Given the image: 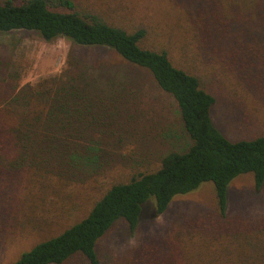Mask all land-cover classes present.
<instances>
[{"label": "rangeland", "instance_id": "1", "mask_svg": "<svg viewBox=\"0 0 264 264\" xmlns=\"http://www.w3.org/2000/svg\"><path fill=\"white\" fill-rule=\"evenodd\" d=\"M72 1L76 8L98 12L127 31L144 27L143 46L167 50L173 65L196 76L214 96L210 116L226 138L264 135V61L247 59L245 63L242 51L247 53L252 41L227 39L232 36V24L214 18L213 24L196 33L189 20L195 16L193 7L181 0ZM74 62L102 82L98 95L125 87L116 104L118 124L113 126L115 121L111 124L107 118L105 124L111 125L105 127V134L88 131L93 139L100 138L101 145L93 147L94 159L83 171L52 165L8 170L19 187L11 209L7 205L0 211V264L11 263L37 241L82 218L113 183L155 170L167 151L182 149L187 143L184 136L172 135L180 129L174 99L156 85L147 70L130 65L107 47H84L62 37L45 42L28 30L0 32V101H8L19 87L63 75ZM112 78L111 85L107 81ZM25 188L31 195L19 200L27 194ZM5 196L0 200L5 202ZM146 200L133 230L119 219L97 240L100 264H162V256L177 247L175 232L182 231L180 239L186 237V229L209 230L213 236L214 226L219 223L217 229L223 222L208 181L173 195L160 214L154 212L153 197ZM225 210L227 219H239L248 226L263 221L264 182L255 189L249 173L236 176L227 184ZM62 264H81V260L72 257Z\"/></svg>", "mask_w": 264, "mask_h": 264}, {"label": "trees", "instance_id": "2", "mask_svg": "<svg viewBox=\"0 0 264 264\" xmlns=\"http://www.w3.org/2000/svg\"><path fill=\"white\" fill-rule=\"evenodd\" d=\"M181 1L193 7L195 16L189 20L196 33L213 24L214 18L224 19L232 24V36L227 39L252 41L247 53L241 49L245 63L247 59L264 61V0ZM13 30L34 31L45 42L62 37L84 47H107L130 65L147 70L174 99L180 129L172 135L184 136L187 143L182 149L167 151L155 170L110 185L82 218L37 241L9 264H62L72 257L81 264H100L96 242L116 220L131 231L147 198L153 197L154 212L160 214L173 195L192 191L206 181L213 185L223 222L217 229L219 223L214 226L213 236L209 230L186 229V237L180 239L182 231L175 232L177 247L162 256V264H264V219L248 226L239 219H227L225 210L227 184L236 176L249 173L255 189L263 184L264 135L226 138L210 116L214 96L196 76L173 65L167 50L143 46L144 27L127 31L98 12L76 8L72 0H0V32ZM113 80L107 82L112 85ZM101 85L99 78L90 77L74 62L63 75L19 87L8 101H0V199L6 195L5 202L0 200V211L7 205L10 210L17 199L19 182L12 180L8 170L52 165L83 171L91 163L95 154L90 153L101 140L90 137L88 131L105 134L107 125L118 124L116 104L125 89L109 88L103 96L96 94ZM107 118L111 124H105ZM25 191L19 200L31 195L32 191Z\"/></svg>", "mask_w": 264, "mask_h": 264}]
</instances>
